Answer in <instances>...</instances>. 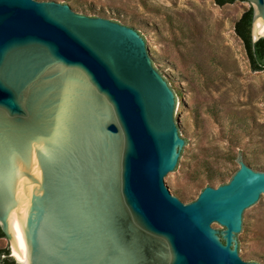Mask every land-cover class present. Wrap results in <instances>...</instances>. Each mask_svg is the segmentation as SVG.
Masks as SVG:
<instances>
[{
  "label": "water",
  "instance_id": "water-1",
  "mask_svg": "<svg viewBox=\"0 0 264 264\" xmlns=\"http://www.w3.org/2000/svg\"><path fill=\"white\" fill-rule=\"evenodd\" d=\"M240 1L252 6L256 43L264 0ZM95 12L0 0V113L40 112L21 130L0 122L6 239L17 242L27 213L28 264H135L140 238L162 243L169 264H257L239 237L264 201V167L243 163L195 202L178 197L191 150L183 138H193L187 118L178 125V99L196 110L193 83L141 28L110 21L109 8Z\"/></svg>",
  "mask_w": 264,
  "mask_h": 264
},
{
  "label": "rangeland",
  "instance_id": "rangeland-1",
  "mask_svg": "<svg viewBox=\"0 0 264 264\" xmlns=\"http://www.w3.org/2000/svg\"><path fill=\"white\" fill-rule=\"evenodd\" d=\"M68 4L98 17L141 28L152 51L177 63L192 82L196 110L178 99V125L187 118L193 138H183L185 171L178 197L195 202L206 187L229 184L242 164L264 167V71L254 72L235 22L252 6L236 0H41ZM212 178V181L209 180ZM22 217V218H21ZM19 218V220H18ZM26 218L17 217L20 221ZM21 219V220H20ZM239 240L251 263L264 258V201L250 212V232ZM13 242L0 238V248ZM13 248V249H12Z\"/></svg>",
  "mask_w": 264,
  "mask_h": 264
},
{
  "label": "trees",
  "instance_id": "trees-1",
  "mask_svg": "<svg viewBox=\"0 0 264 264\" xmlns=\"http://www.w3.org/2000/svg\"><path fill=\"white\" fill-rule=\"evenodd\" d=\"M219 6L233 4L236 0H214ZM254 12L252 7L243 13L239 20L235 22L236 35L242 40L248 59L250 61L251 69L254 72L264 71V38L253 42L252 39V22ZM212 181V178H209ZM0 238H6L0 228ZM10 250L0 248V264H16V262L9 257Z\"/></svg>",
  "mask_w": 264,
  "mask_h": 264
},
{
  "label": "flooded vegetation",
  "instance_id": "flooded-vegetation-1",
  "mask_svg": "<svg viewBox=\"0 0 264 264\" xmlns=\"http://www.w3.org/2000/svg\"><path fill=\"white\" fill-rule=\"evenodd\" d=\"M38 114H40V112L37 109L33 112L28 110L24 117H13L6 112L0 113V122L6 125L7 128H11L12 131L21 130L32 123L34 125L37 124ZM136 245L139 250L134 252L135 264H169L166 250L163 251L165 247L157 240L152 238H140L139 240H136ZM150 245L158 249L152 250Z\"/></svg>",
  "mask_w": 264,
  "mask_h": 264
},
{
  "label": "bare ground",
  "instance_id": "bare-ground-1",
  "mask_svg": "<svg viewBox=\"0 0 264 264\" xmlns=\"http://www.w3.org/2000/svg\"><path fill=\"white\" fill-rule=\"evenodd\" d=\"M254 35L255 36L259 35L258 22H256L255 27H254ZM260 35H264V27L261 30V34ZM26 216H27V213H26ZM25 219L24 220L20 219V220L22 222H25ZM18 220H19V218H18ZM18 220H17V242L13 238V244H14L13 254L18 259L19 262H21L23 264H28V261H27V258H28V256H27V246H26V242H25V239H24V234H23V229H22V222L20 224V221H18Z\"/></svg>",
  "mask_w": 264,
  "mask_h": 264
}]
</instances>
